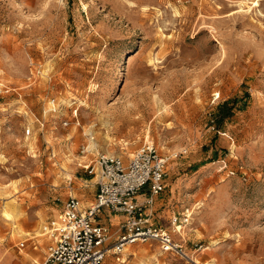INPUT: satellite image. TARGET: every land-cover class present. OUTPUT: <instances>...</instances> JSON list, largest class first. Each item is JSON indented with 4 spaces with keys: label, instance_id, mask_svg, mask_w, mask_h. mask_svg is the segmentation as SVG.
I'll list each match as a JSON object with an SVG mask.
<instances>
[{
    "label": "rangeland",
    "instance_id": "374dc122",
    "mask_svg": "<svg viewBox=\"0 0 264 264\" xmlns=\"http://www.w3.org/2000/svg\"><path fill=\"white\" fill-rule=\"evenodd\" d=\"M144 142L168 157L152 221L181 248L103 264H264V0H0V264L42 260L96 154Z\"/></svg>",
    "mask_w": 264,
    "mask_h": 264
},
{
    "label": "built area",
    "instance_id": "2783aa9c",
    "mask_svg": "<svg viewBox=\"0 0 264 264\" xmlns=\"http://www.w3.org/2000/svg\"><path fill=\"white\" fill-rule=\"evenodd\" d=\"M25 133L29 135L31 129ZM89 148L85 146L83 152ZM167 161L168 157L160 154L152 142H144L127 159L116 153L98 152L88 165V173L96 183L93 200L87 206L73 195L65 200L48 230L49 244L42 260L32 264H103L109 251L119 261L125 250L138 242L155 241L166 250L180 249L168 227L152 221L155 198L165 188ZM142 191L146 193L139 202L137 197ZM103 210L121 217L115 230L96 220ZM189 218L188 209L182 214L173 213L169 227L179 233Z\"/></svg>",
    "mask_w": 264,
    "mask_h": 264
},
{
    "label": "crops",
    "instance_id": "0c3cea01",
    "mask_svg": "<svg viewBox=\"0 0 264 264\" xmlns=\"http://www.w3.org/2000/svg\"><path fill=\"white\" fill-rule=\"evenodd\" d=\"M145 193H146L145 191H142L138 195L137 199H138L139 202L143 201ZM157 198H158V196L155 198L154 204H155ZM101 213L106 218V222H105L106 224H109L111 227H113L114 224H116V226L119 224V221L121 219L120 216H118V215H110V216H108L109 214L105 210H103Z\"/></svg>",
    "mask_w": 264,
    "mask_h": 264
},
{
    "label": "bare ground",
    "instance_id": "6f19581e",
    "mask_svg": "<svg viewBox=\"0 0 264 264\" xmlns=\"http://www.w3.org/2000/svg\"><path fill=\"white\" fill-rule=\"evenodd\" d=\"M179 233H181V229H180ZM194 262L197 263V261H194Z\"/></svg>",
    "mask_w": 264,
    "mask_h": 264
}]
</instances>
